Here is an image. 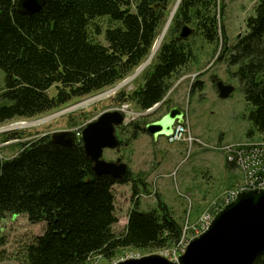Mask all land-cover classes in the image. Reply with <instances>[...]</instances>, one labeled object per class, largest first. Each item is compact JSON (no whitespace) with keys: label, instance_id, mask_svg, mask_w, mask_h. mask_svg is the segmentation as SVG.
I'll return each instance as SVG.
<instances>
[{"label":"trees","instance_id":"trees-1","mask_svg":"<svg viewBox=\"0 0 264 264\" xmlns=\"http://www.w3.org/2000/svg\"><path fill=\"white\" fill-rule=\"evenodd\" d=\"M170 1L44 0L39 11L23 14L16 9L17 0H0V123L58 109L124 79L149 53ZM223 10L224 3L218 6L217 0H180L168 37L142 82L130 91L118 90L112 99L139 111L162 105L173 79L197 62L193 38H176L187 24L205 42L223 44L228 66L237 65L229 73L238 78L251 106L246 134L264 136V0L246 18V32L229 46L218 13ZM203 86L197 79L189 93ZM145 123L126 124L132 128L126 144L144 131ZM19 137L15 131L1 135L2 142ZM19 145L15 155L0 159V218L25 214L30 222L44 223L42 233L23 248L26 264H83L91 255L112 259L120 249H164L180 239L182 223L159 197L156 207H138L140 193L148 191L145 172H133L127 164L120 178L95 174L80 138L64 146L45 134ZM117 184H129L133 201L120 232L113 229ZM253 264L264 260L258 257Z\"/></svg>","mask_w":264,"mask_h":264},{"label":"rangeland","instance_id":"rangeland-1","mask_svg":"<svg viewBox=\"0 0 264 264\" xmlns=\"http://www.w3.org/2000/svg\"><path fill=\"white\" fill-rule=\"evenodd\" d=\"M258 0H217L218 6L224 3L223 13L219 11L220 21L224 24L227 35V46L232 45L238 35L246 32L245 20L254 14V7ZM176 0H171L168 12L158 30L162 32L170 11ZM171 23V22H170ZM169 28V27H168ZM168 37V30L164 39ZM193 38L196 46L197 62H191L180 75L173 79L171 88L165 96V101L159 107L153 108L149 113L136 109L131 103L127 107L117 104L112 98L118 90L130 91L142 82V74L150 62L141 71H137L141 64L149 57L152 47L144 60L124 79L112 86L105 87L90 95L69 101L58 109L39 114L31 118H16L0 123V159L10 158L19 149V143L38 138L45 134L61 130H80V127L89 121H93L101 112L124 109L126 120L121 127L116 128V135L120 145L118 149L103 150L105 160H115L120 157L128 164L133 172H145L147 175L148 190L144 196L138 199V207L147 210L157 206L156 199L159 197L171 210L174 217L181 221L183 230L190 231L198 217L210 210L211 205L220 199L222 193L234 186L238 180L239 172L235 167L228 169L224 153L203 148L197 144L191 145L185 142L170 143L165 137L153 140L143 131L137 138L126 144V138L131 134V126L127 123L145 119L146 122L159 118L166 113L168 108L178 105L185 110V121L192 135L204 141L218 142L222 138L223 143L240 141L256 142L263 141L264 136L255 132L247 136L246 132L251 127L248 113L251 106L246 102L240 81L232 76L229 71H235L237 65L228 66L221 52L223 44L214 46L205 42L201 36L194 33ZM102 40V36L98 37ZM163 39V40H164ZM222 57L219 58V54ZM220 54V55H221ZM130 78V79H129ZM129 79V80H128ZM201 80L204 84L202 90L189 93V86L195 80ZM126 81V82H124ZM231 85L233 90L225 98H220L216 91V82ZM122 83V84H121ZM115 87V88H114ZM117 87V88H116ZM4 88V72L0 69V94ZM108 91L107 93H105ZM54 93L53 88L49 90ZM99 95V96H98ZM96 99H92L93 97ZM90 98L89 102L66 110ZM3 100L0 96V102ZM142 113V114H141ZM55 114V115H54ZM41 122L30 123L13 129H6L11 124L25 121L31 122L48 117ZM125 125V126H124ZM19 132V139L2 142L1 135L5 132ZM80 133H78L79 137ZM247 136V137H246ZM247 138V139H246ZM125 143V145H124ZM154 181V182H153ZM155 185L152 186L151 183ZM115 196V215L117 222L113 225L115 232L123 230L127 214L133 201L129 184H117L113 188ZM152 191V192H151ZM147 195V196H146ZM43 222H30L25 214H6L0 218V264H26L23 257L25 244L42 233ZM191 234V231H190ZM173 247L164 249L138 250L133 248L120 249L112 259L101 255H91L83 264H114L116 261L129 257H140L149 254H161L166 256Z\"/></svg>","mask_w":264,"mask_h":264},{"label":"water","instance_id":"water-1","mask_svg":"<svg viewBox=\"0 0 264 264\" xmlns=\"http://www.w3.org/2000/svg\"><path fill=\"white\" fill-rule=\"evenodd\" d=\"M43 3L44 0H17L16 9L23 14H32L39 11ZM194 32L192 27L183 24L176 38L185 40ZM232 90L231 85L216 82L220 98L227 97ZM123 122L121 111L106 110L80 130L82 147L92 161L95 174H108L114 178L125 174L127 164L120 157L105 160L102 156L105 148L118 149L120 142L116 127ZM184 122L185 110L173 105L159 118L146 122L143 129L157 140L161 136L169 137L175 123ZM50 138L55 143L72 146L76 142V132L61 130L52 133ZM258 257L264 260V188L239 192L234 200L215 214L206 230L188 241L176 261L161 254H149L129 257L114 264H253Z\"/></svg>","mask_w":264,"mask_h":264},{"label":"built area","instance_id":"built-area-1","mask_svg":"<svg viewBox=\"0 0 264 264\" xmlns=\"http://www.w3.org/2000/svg\"><path fill=\"white\" fill-rule=\"evenodd\" d=\"M123 107L125 108L127 105L124 104L122 105ZM122 108L119 109L124 111ZM167 141L170 143L183 141L188 144V149L191 148V145L197 144L206 149L222 152L224 153L225 160L230 164L233 163L235 169L239 172L238 181L234 183V186L224 191L220 199L211 205L210 210L202 213L197 221L190 226L191 234L190 231L186 233V227H184L185 229L176 243L177 246L173 250L168 251L166 255L168 259L176 261L178 255L184 251L188 241L206 230L214 215L226 204L234 200L239 192L264 188V140L256 142L212 143L192 135L188 125L182 123L173 125V132L167 137ZM139 196H144V194L140 193Z\"/></svg>","mask_w":264,"mask_h":264},{"label":"bare ground","instance_id":"bare-ground-1","mask_svg":"<svg viewBox=\"0 0 264 264\" xmlns=\"http://www.w3.org/2000/svg\"><path fill=\"white\" fill-rule=\"evenodd\" d=\"M179 3H180V0H176L175 4L173 5V7H172V9H171V11H170V15H169V17L167 18L166 24L164 25V28H163L162 32L159 34V36H158L157 39L155 40V43H154V45H153V47H152V50H151V53H150L149 57H148V58H147V59L141 64V66L138 68V70H137L138 72L141 71L144 67H146V66L148 65V63L150 62V60H151L153 54L158 50V48H159L161 42L163 41V39H164V37H165V35H166V32H167L168 27H169V25H170V22H171V20H172V18H173V15H174V13H175V11H176V9H177ZM129 79H130V78H129ZM129 79H128V80H129ZM124 82H126V81H124ZM121 84H122V83H121ZM114 88H115V87H114ZM116 88H117V87H116ZM107 92H108V91H106L105 93H107ZM98 96H99V95H98ZM98 96H95V97L91 98V100L94 99V98L96 99V97H98ZM89 100H90V98H88V99H86V100H84V101H82V102H80V103H78V104H76V105H73V106H71V107H68L66 110H71V109L77 107L78 105L85 104V103L89 102ZM54 115H55V114H54ZM54 115H50V116H48V117H44V118H42V119L35 120V121H31V122L20 121V122H17V123L11 124L10 126H7L6 129L17 128V127L24 126V125H27V124L29 125L30 123H34V124H35L36 122L44 121L45 119H48L49 117H52V116H54Z\"/></svg>","mask_w":264,"mask_h":264},{"label":"crops","instance_id":"crops-1","mask_svg":"<svg viewBox=\"0 0 264 264\" xmlns=\"http://www.w3.org/2000/svg\"><path fill=\"white\" fill-rule=\"evenodd\" d=\"M246 137H247V136H246ZM249 137H250V136H249ZM246 139H247V138H246ZM218 142H222V138H219V139H218ZM238 142H239V141H238ZM240 142H245V141H240ZM236 181H238V180H236ZM153 182H154V181H153ZM153 182H152V183H153ZM153 184H154V183H153ZM154 185H155V184H154Z\"/></svg>","mask_w":264,"mask_h":264}]
</instances>
